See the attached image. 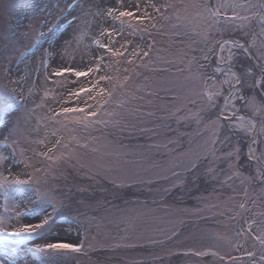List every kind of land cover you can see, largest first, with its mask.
Listing matches in <instances>:
<instances>
[{"label": "rangeland", "instance_id": "rangeland-1", "mask_svg": "<svg viewBox=\"0 0 264 264\" xmlns=\"http://www.w3.org/2000/svg\"><path fill=\"white\" fill-rule=\"evenodd\" d=\"M236 3L223 9L240 17L236 25L260 13L251 0ZM216 4L0 0V228L7 230L0 234V260L39 264L31 252L27 260L13 254L24 239L21 248L29 241L81 245L57 250L49 264H264V172L243 151L255 122L217 113L224 97L223 111L234 114L241 105L263 118L249 145L264 167V98L253 87L262 77L246 76L241 91V76L222 64L233 65L243 54L234 39L216 46L215 27L222 23L207 10ZM124 11L135 15L121 17ZM57 23V35L68 30L72 39L50 60L38 53L36 36ZM104 44L113 52L102 51L101 62L96 50ZM86 49L94 57L87 63L81 62ZM97 64L100 71L88 77L53 74ZM81 88L92 91L71 94ZM98 102L103 108L93 119L103 124L62 112L86 105L97 110ZM37 188L67 231L44 239L12 235L31 222L30 213L17 214L40 202Z\"/></svg>", "mask_w": 264, "mask_h": 264}, {"label": "snow or ice", "instance_id": "snow-or-ice-1", "mask_svg": "<svg viewBox=\"0 0 264 264\" xmlns=\"http://www.w3.org/2000/svg\"><path fill=\"white\" fill-rule=\"evenodd\" d=\"M89 2H92V0H89ZM261 6L264 7V0H260ZM236 3V0H217V4L214 7L208 8L207 10L212 13L214 17L219 16H225L226 13L223 11V9H227L229 7L235 8L238 7ZM79 7V5L76 4H69V8ZM159 11V9H157ZM71 15V13H69ZM109 15H111V12H109ZM135 12L133 11H124L120 13L121 17L124 16H134ZM146 17H137L138 20H143ZM239 18V17H235ZM264 19V16L261 17ZM229 20L233 19V17H229ZM219 22V21H217ZM46 26V25H45ZM60 24H54L52 28L48 30L47 33L41 32L36 36V44L39 46L38 53L42 49L44 54L49 57V59H55L56 53L59 49H62L67 46V41L72 39L71 33L68 30H65L64 32H59ZM115 31V30H113ZM111 35V32L109 33ZM47 45V47H45ZM102 51H106L108 53H112L113 49L107 45H102L99 49L96 50V55L98 56L99 60L102 62L104 60V56L100 55ZM119 55L120 53H116ZM144 55H147V53H144ZM207 59V57H205ZM238 59V58H237ZM87 63L88 61H84ZM100 71L99 64L96 65L94 68H88L86 71H75L74 69H68V68H62L58 72L53 73L54 75H63L67 72H73L76 77H88L90 74H94ZM242 71L244 73H247L249 71L248 68H243ZM261 75L264 77V66L261 68ZM100 80H107L110 79L107 76H100ZM241 81H238V83ZM92 91L91 88H81L75 93H71L72 95L80 96L81 94L90 93ZM102 92L105 90H101ZM109 96H111V93H108ZM92 98V97H89ZM21 103H23V99H21ZM106 103V102H105ZM11 104L8 101H5V107H10ZM93 106L86 105L85 107H73V108H63V113H84L86 115L87 122L88 123H105L104 120H96L93 119L97 116V111L102 110L103 105L99 102L95 105V108L97 110L89 111L88 109ZM5 171H8V168L4 169ZM261 179L264 180V174H262ZM16 184L19 185H29L31 182L29 180H16ZM37 198L39 199V203L36 205L34 209L28 208L23 213L17 214L18 217H25L29 218L28 214H31L29 223L24 224L22 227L16 229L12 235L24 237L25 239L30 236H36L39 239H44L47 236L55 235L59 236V233L61 230L67 231L63 223H58V216H59V210L57 207L51 203V201H48L44 194L39 191L37 188L35 190ZM48 208H51V211H47ZM7 230L0 228V234L5 233ZM25 241L24 239L16 241L17 247L12 249L13 254H18L25 260H27V255L29 252H31L35 258L39 261V264H49L48 257L53 256L57 253V250H71V251H79L81 245L69 243L61 240H57L56 242H49L40 244L36 241H29L28 242V248H21L20 245L23 244ZM0 264H5L3 260H0ZM12 264H15V260L13 259Z\"/></svg>", "mask_w": 264, "mask_h": 264}, {"label": "flooded vegetation", "instance_id": "flooded-vegetation-1", "mask_svg": "<svg viewBox=\"0 0 264 264\" xmlns=\"http://www.w3.org/2000/svg\"><path fill=\"white\" fill-rule=\"evenodd\" d=\"M253 4H256L258 9L260 10V13L258 15L250 13V17L243 21L242 25H236L240 23V17L236 16L235 13L227 12L225 16H219L218 20L219 23L216 25V46L220 44L224 39L228 38H236L241 42V46L234 45L235 49L239 50L240 54H243L242 59L238 60L237 58L239 55L235 56V60L231 59V62L234 66L235 73H239L241 76V82H239L238 86L239 89L246 90V84H247V78L246 76H257L261 74V68L264 66V19L261 17L264 16V7L261 6L260 0H251ZM229 17H233V19L229 20ZM239 17V18H235ZM238 19V20H235ZM235 20V21H233ZM242 27V28H241ZM244 28V29H243ZM244 45V46H243ZM245 45L248 46L249 52L246 50ZM252 55L256 61L257 64L252 63L251 57ZM242 61L244 63L248 64L246 68L248 67L249 71L247 73H244L242 69ZM226 70H229L226 68V66H223ZM215 75V76H214ZM211 75L212 81H216L215 78H218L216 74ZM264 78V77H263ZM249 80V79H248ZM220 82L219 85H222L221 78L218 80ZM251 81V78H250ZM249 83V82H248ZM256 82L253 83V87L255 86ZM264 90V86L262 87ZM255 91V88H253ZM246 102V101H243ZM236 110L239 111H245L244 108L240 105ZM249 112V111H248ZM251 113V112H250ZM260 123H263V118L260 117ZM256 252H259V247L256 248ZM254 256V255H251Z\"/></svg>", "mask_w": 264, "mask_h": 264}, {"label": "bare ground", "instance_id": "bare-ground-1", "mask_svg": "<svg viewBox=\"0 0 264 264\" xmlns=\"http://www.w3.org/2000/svg\"><path fill=\"white\" fill-rule=\"evenodd\" d=\"M103 2L104 3H106L107 2V0H103ZM98 24V26H103V24H104V21L103 20H101L100 21V23H97ZM103 29V28H102ZM83 58L81 59V62H84V61H91V59H92V57H93V55H92V53H91V51L89 50V49H86L84 52H83ZM226 56H224V58H225ZM94 58V57H93ZM253 60H254V57L252 58ZM261 84H262V82H261ZM264 84V83H263ZM259 85V83L257 84V82H256V84H255V86H258ZM262 98H264V97H262ZM260 100H262V101H264V99H260ZM252 145H249L248 146V150L249 151H251L252 152Z\"/></svg>", "mask_w": 264, "mask_h": 264}, {"label": "water", "instance_id": "water-1", "mask_svg": "<svg viewBox=\"0 0 264 264\" xmlns=\"http://www.w3.org/2000/svg\"><path fill=\"white\" fill-rule=\"evenodd\" d=\"M211 2H212V5H213V0H211ZM245 115H248V114H245ZM252 159L258 164V166H260L264 170V167L262 166V164L258 160L257 156H252Z\"/></svg>", "mask_w": 264, "mask_h": 264}, {"label": "trees", "instance_id": "trees-1", "mask_svg": "<svg viewBox=\"0 0 264 264\" xmlns=\"http://www.w3.org/2000/svg\"><path fill=\"white\" fill-rule=\"evenodd\" d=\"M252 164H254V163H252Z\"/></svg>", "mask_w": 264, "mask_h": 264}]
</instances>
